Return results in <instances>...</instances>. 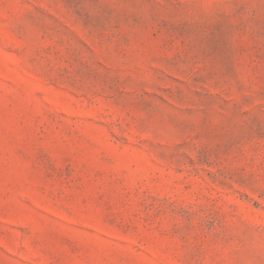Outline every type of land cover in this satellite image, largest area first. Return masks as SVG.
Wrapping results in <instances>:
<instances>
[{"label":"rangeland","instance_id":"374dc122","mask_svg":"<svg viewBox=\"0 0 264 264\" xmlns=\"http://www.w3.org/2000/svg\"><path fill=\"white\" fill-rule=\"evenodd\" d=\"M0 264H264V0H0Z\"/></svg>","mask_w":264,"mask_h":264}]
</instances>
